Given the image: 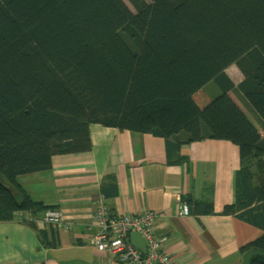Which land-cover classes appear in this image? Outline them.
I'll list each match as a JSON object with an SVG mask.
<instances>
[{"label":"trees","instance_id":"16d2710c","mask_svg":"<svg viewBox=\"0 0 264 264\" xmlns=\"http://www.w3.org/2000/svg\"><path fill=\"white\" fill-rule=\"evenodd\" d=\"M211 88L199 106L195 93ZM92 124L236 144V197L222 214L263 231L241 253L264 264V179L255 186L252 171L264 158V0H0V222L41 228L58 208L33 200L19 177L50 169L58 143ZM183 199L213 212L209 198Z\"/></svg>","mask_w":264,"mask_h":264},{"label":"crops","instance_id":"0c3cea01","mask_svg":"<svg viewBox=\"0 0 264 264\" xmlns=\"http://www.w3.org/2000/svg\"><path fill=\"white\" fill-rule=\"evenodd\" d=\"M206 91L195 93L198 104L208 100ZM250 117L261 125L258 115ZM58 145L50 169L21 175L19 182L33 200L61 210L72 228L40 226L57 243L47 247L41 228L19 220L1 221L0 264H136L92 242L99 199L115 215L164 213L155 230L168 236L165 248L175 264H248L241 249L263 231L222 214L236 197L235 177L241 167L236 144L216 139L179 143L177 136L92 124L88 136ZM261 161L252 166L255 186L257 173L264 177V158ZM188 195L209 198L213 212L180 215L179 206Z\"/></svg>","mask_w":264,"mask_h":264},{"label":"built area","instance_id":"2783aa9c","mask_svg":"<svg viewBox=\"0 0 264 264\" xmlns=\"http://www.w3.org/2000/svg\"><path fill=\"white\" fill-rule=\"evenodd\" d=\"M180 215H189V206L181 202ZM164 213L148 210L140 214L115 215L103 199H99L95 211L97 231L92 242L99 250H109L122 260H129L136 264H175L173 258L166 251L168 236L158 234L155 230L157 222L164 217ZM39 226H62L67 230L72 228L64 213L59 209H48L41 219ZM138 232L146 242V251L135 246L131 241V234Z\"/></svg>","mask_w":264,"mask_h":264},{"label":"rangeland","instance_id":"374dc122","mask_svg":"<svg viewBox=\"0 0 264 264\" xmlns=\"http://www.w3.org/2000/svg\"><path fill=\"white\" fill-rule=\"evenodd\" d=\"M228 74H230V76H232L236 81H239V79H240V70H239V68L236 66V65H232V66H230L228 69H227V71H226ZM210 88V87H209ZM207 92V94H208V100L205 102V103H203V104H199L201 107H204V106H206L209 102H210V100H211V97H212V94H213V88H211V89H209V90H207L206 91ZM230 95H231V97L238 103V105L240 106V107H242L247 113H249V110L245 107V106H243V103L239 100V95H237L236 93H230ZM198 97H200V95H198ZM201 97H202V95H201ZM199 98V100L200 101H203V99L202 98ZM260 127V126H259ZM261 128V127H260ZM262 129V128H261ZM263 133V132H262ZM262 170V168H260V171ZM263 179H264V177L263 178H261V177H259V175H258V173H257V175H256V185L258 184V185H261V183H262V181H263Z\"/></svg>","mask_w":264,"mask_h":264},{"label":"water","instance_id":"95a60500","mask_svg":"<svg viewBox=\"0 0 264 264\" xmlns=\"http://www.w3.org/2000/svg\"><path fill=\"white\" fill-rule=\"evenodd\" d=\"M131 241L135 246L142 249L143 251H146V242L138 232H133L131 234Z\"/></svg>","mask_w":264,"mask_h":264}]
</instances>
